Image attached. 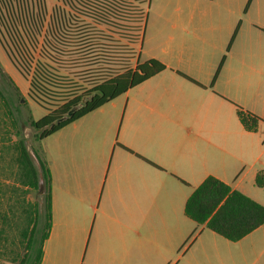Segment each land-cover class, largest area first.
<instances>
[{
    "label": "crops",
    "instance_id": "0c3cea01",
    "mask_svg": "<svg viewBox=\"0 0 264 264\" xmlns=\"http://www.w3.org/2000/svg\"><path fill=\"white\" fill-rule=\"evenodd\" d=\"M148 60L165 70L40 141V264H264V224L232 242L184 214L208 177L264 207V0H148Z\"/></svg>",
    "mask_w": 264,
    "mask_h": 264
},
{
    "label": "trees",
    "instance_id": "16d2710c",
    "mask_svg": "<svg viewBox=\"0 0 264 264\" xmlns=\"http://www.w3.org/2000/svg\"><path fill=\"white\" fill-rule=\"evenodd\" d=\"M62 5L61 9L65 22L63 27L54 30L48 37H42L41 43H38L37 37H40L41 29L38 28L31 43V53L9 57L15 64L16 69L24 79H28V96L38 106L44 108L47 113L39 120L31 117L30 126L35 131H40L39 140H42L64 126L74 122L82 116L96 110L102 105L112 101L118 96L124 94L129 89L137 86L148 78L165 70V66L156 60H148L143 63H137L134 68H130V57L132 55L130 45L137 40V35H127V44L124 58L121 61L122 69L112 72L106 77L97 79L96 82L81 94L72 96H62L63 93H56L59 84L56 83L50 70H53L51 64H54L55 57L59 51L57 48L63 44L64 48H72L64 45L65 41H70L71 46H81L89 55L95 54L94 62L100 60L114 59L115 47L111 44H104L107 41L104 32L97 31V27H114L117 22L135 23L141 21L139 3L148 0H58ZM133 1V2H132ZM134 1H138L134 3ZM26 0H0V32L8 35L14 34L17 28H13L5 21H9L14 16L21 15L24 12L23 3ZM139 14L138 20L135 16ZM76 16L87 22V29L80 32L67 31L66 25L70 24ZM77 18V17H76ZM24 29V27H23ZM110 38V37H109ZM104 42V43H103ZM66 46V47H65ZM33 53H37V59L33 58ZM66 57V51L62 52ZM91 59V56L87 57ZM33 60L34 63L32 62ZM112 62V61H111ZM33 64V65H32ZM58 94V97L55 96ZM52 98H62L60 105L54 106V109L44 107L46 103L43 100L52 101ZM75 111L68 116V113ZM237 117L245 131L255 132L261 120L251 113L236 108ZM20 163L22 177L28 186L33 190L43 189L45 223L41 237L37 243L34 240L36 221L33 213V221L28 232L23 236L26 240L25 253L19 261V264H40L42 257V244L48 236L50 229V173L46 163L39 157V166L42 173V186L40 187L38 171L30 160L29 153L23 142L20 143ZM254 184L258 188H264V171L258 172ZM184 214L186 217L199 225L205 226L217 235L236 242L251 233L253 230L264 224V207L239 191L232 190L229 186L216 178H206L190 195L184 205Z\"/></svg>",
    "mask_w": 264,
    "mask_h": 264
},
{
    "label": "rangeland",
    "instance_id": "374dc122",
    "mask_svg": "<svg viewBox=\"0 0 264 264\" xmlns=\"http://www.w3.org/2000/svg\"><path fill=\"white\" fill-rule=\"evenodd\" d=\"M129 1V0H128ZM139 1V0H138ZM138 1H134L137 3ZM133 2V1H132ZM141 21L135 23L117 22L114 27H97V31L104 32L105 39L115 47L114 59L94 62L95 54L89 55L81 46H71L66 40L64 45L72 48H64L63 44L57 48L60 52L55 57L53 70H50L59 89L56 93L67 95L81 94L90 89L97 79L108 76L112 72L122 69L127 35H137V40L130 45L132 49L130 68L137 64V52L140 47L143 33L144 19L147 12V1L139 3ZM24 12L14 16L8 23L17 28L14 34L8 35L0 32V264H19L25 253L26 240L23 233L28 232L33 221V213L36 221L34 240L39 241L45 223V207L43 189L33 190L22 177L20 163V143L26 147L30 160L38 171L39 183L40 166L39 157L43 161L40 148V131H35L29 124L31 117L34 120L41 119L46 110L38 106L28 96L29 82L24 79L15 64L11 61L9 53L13 57H19L31 53V43H34L33 31L41 29L38 43L42 37L49 35L54 30L63 27L65 19L62 5L58 0H26L23 3ZM77 17V18H76ZM69 25L64 27L67 31L80 32L87 29L88 23L76 16ZM139 14L135 16L138 20ZM24 27V29H23ZM110 37V38H109ZM65 46V47H66ZM66 51V57L62 52ZM37 59V53H33ZM35 60L32 62L34 63ZM112 61V62H111ZM33 65V64H32ZM58 97V94H55ZM52 101L43 100L44 107L54 109L60 105L62 98H52ZM42 186V185H41ZM43 205V206H42Z\"/></svg>",
    "mask_w": 264,
    "mask_h": 264
},
{
    "label": "water",
    "instance_id": "95a60500",
    "mask_svg": "<svg viewBox=\"0 0 264 264\" xmlns=\"http://www.w3.org/2000/svg\"><path fill=\"white\" fill-rule=\"evenodd\" d=\"M74 111H75V109H72V110L68 113V116H70ZM40 187H41V184H40Z\"/></svg>",
    "mask_w": 264,
    "mask_h": 264
}]
</instances>
